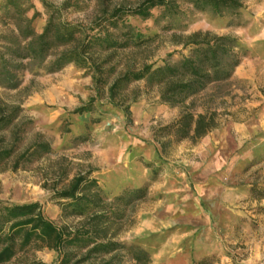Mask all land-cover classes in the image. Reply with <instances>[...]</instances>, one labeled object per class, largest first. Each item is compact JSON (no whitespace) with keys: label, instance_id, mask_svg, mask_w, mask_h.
<instances>
[{"label":"rangeland","instance_id":"obj_1","mask_svg":"<svg viewBox=\"0 0 264 264\" xmlns=\"http://www.w3.org/2000/svg\"><path fill=\"white\" fill-rule=\"evenodd\" d=\"M31 1L34 9L28 15L38 12L33 26L40 33L47 13L40 0ZM62 1L47 0L53 5ZM95 1L81 0L64 17L88 22ZM140 1L104 0L126 6ZM241 1L244 9L237 17L200 12L180 2L173 17L156 20L161 9L155 8L147 20L130 18L145 36L158 37L144 52L118 56L123 62L144 55L149 63L161 64L168 55L177 60L187 52L176 44L177 37L197 31L233 36L245 52L230 84L208 89L195 100L198 112L207 106L217 113V127L195 141L161 147L155 133L176 120L180 108L161 103L143 83L137 85L139 98L128 116L97 97L90 71L73 64L54 73H25L16 90L0 87V112L16 113L0 135V146H11L17 132L16 154L36 140L48 143L37 160L16 170L12 163L0 167V200L38 202L46 217L71 229L79 219L61 215L54 190L85 174L108 199L126 189L144 190L127 207L118 240L147 250L151 264H189L212 255L211 264H264V0ZM89 103L90 111L77 113ZM34 256L58 264L53 251Z\"/></svg>","mask_w":264,"mask_h":264},{"label":"trees","instance_id":"obj_2","mask_svg":"<svg viewBox=\"0 0 264 264\" xmlns=\"http://www.w3.org/2000/svg\"><path fill=\"white\" fill-rule=\"evenodd\" d=\"M40 1L47 13L40 33L33 26L38 12L28 15L34 9L31 0L0 1L1 88L16 90L25 73H54L73 64L90 71L97 97H104L127 116L130 105L139 98L140 83L147 90H155L161 103L179 107L178 118L155 133L163 149L184 139L195 141L217 127L216 111L203 106L198 112L195 100L205 96L208 89L230 84L245 55L235 37L201 31L185 37L173 34L180 38L176 44L187 52L177 60L168 55L161 64L149 63L146 55L125 62L118 56L144 52L158 37L145 36L130 18L147 20L155 8L161 9L156 20L173 17L180 12V2L200 12L237 17L244 9L241 0H142L131 6L96 0L94 16L86 23H72L64 17V12L77 7L81 0H63L59 5ZM133 84L135 88L130 89ZM91 109L89 103L76 111ZM15 115L14 111L6 115L1 110L0 135ZM17 133L11 146H0V167L12 163L16 170L48 151L47 142L36 140L29 149L16 154ZM54 191L61 215L77 217V226H58L44 215L38 202L10 204L0 200V264L18 257H23L21 264H53L35 258L34 253L44 249L57 254L58 264L152 263L147 250L118 240L127 207L139 200L144 190L126 189L108 199L95 179L82 174L62 182ZM212 256L189 264H211Z\"/></svg>","mask_w":264,"mask_h":264},{"label":"crops","instance_id":"obj_3","mask_svg":"<svg viewBox=\"0 0 264 264\" xmlns=\"http://www.w3.org/2000/svg\"><path fill=\"white\" fill-rule=\"evenodd\" d=\"M200 257L196 258V259H199Z\"/></svg>","mask_w":264,"mask_h":264}]
</instances>
